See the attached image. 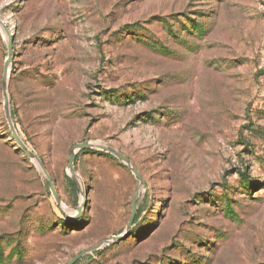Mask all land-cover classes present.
<instances>
[{
  "label": "rangeland",
  "instance_id": "obj_1",
  "mask_svg": "<svg viewBox=\"0 0 264 264\" xmlns=\"http://www.w3.org/2000/svg\"><path fill=\"white\" fill-rule=\"evenodd\" d=\"M0 19V264L120 234L75 264H264V0H0ZM6 28L12 120L60 205L10 129Z\"/></svg>",
  "mask_w": 264,
  "mask_h": 264
},
{
  "label": "water",
  "instance_id": "obj_2",
  "mask_svg": "<svg viewBox=\"0 0 264 264\" xmlns=\"http://www.w3.org/2000/svg\"><path fill=\"white\" fill-rule=\"evenodd\" d=\"M0 24H3V21L1 19H0ZM6 32H7L8 36H9V41H8V57H7V59L5 61V64H4V72H3V78H2V89H3V94H4V107H5V111H6V114H7L8 121H9L10 129L12 131V134H13L15 140L18 142V144L21 146V148H24V150L26 151V153L28 155L36 158L34 153L30 152L28 150V147L26 146V144L21 140V138H20V136H19V134H18V132L16 130L15 124H14V122L12 120L11 113H10V98H9V93H8V77H9V67L12 64V61H13V59L15 57V52H14V45H13V34L7 28H6ZM93 146L94 145L92 143H90V142H83V143H77L73 147V149L70 152L69 163H68V168H69V171H70L72 176H74L76 174L75 162H76V158H77L79 150L86 149V148H91ZM102 147L105 148L106 150L112 152L113 154H115L125 165H127L133 171V173L135 174V176L137 177V179L141 183L144 182L142 174L136 168V166H134L131 163L129 158H127L123 154L117 152L113 148H109L107 146H102ZM36 159L39 161L38 158H36ZM39 164H40L42 170L44 171V173L47 175V177L49 179V182H50V185H51V190H52V192H53V194L55 196V199H56L57 203L60 205L61 204V197H60V195H59V193H58V191L56 189V186H55V183L53 181L52 176L50 175V173L48 172V170L42 164L41 161H39ZM136 197L137 196H135V198L133 200V212H132V215L130 217V220H129V223H128V227H130V225L132 224V222L134 220V217H135V212H136L135 201H136ZM121 237H123L122 234L115 235V236H113L111 238H107L104 242H102V243H100V244H98V245H96V246H94V247H92L90 249L84 250V251L76 254L66 264H75L84 255H86L88 252L96 250V249H99L101 247V245H103L106 242L109 243V242H112V241H118Z\"/></svg>",
  "mask_w": 264,
  "mask_h": 264
},
{
  "label": "bare ground",
  "instance_id": "obj_3",
  "mask_svg": "<svg viewBox=\"0 0 264 264\" xmlns=\"http://www.w3.org/2000/svg\"><path fill=\"white\" fill-rule=\"evenodd\" d=\"M1 26H2V24H1ZM36 161H37V163L39 164V161L36 159ZM40 165V164H39Z\"/></svg>",
  "mask_w": 264,
  "mask_h": 264
}]
</instances>
